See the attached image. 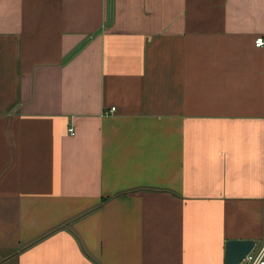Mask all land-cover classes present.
I'll use <instances>...</instances> for the list:
<instances>
[{"label":"crops","instance_id":"0c3cea01","mask_svg":"<svg viewBox=\"0 0 264 264\" xmlns=\"http://www.w3.org/2000/svg\"><path fill=\"white\" fill-rule=\"evenodd\" d=\"M260 37L264 0H0V264L262 248Z\"/></svg>","mask_w":264,"mask_h":264},{"label":"water","instance_id":"95a60500","mask_svg":"<svg viewBox=\"0 0 264 264\" xmlns=\"http://www.w3.org/2000/svg\"><path fill=\"white\" fill-rule=\"evenodd\" d=\"M256 247L253 240H229L226 243V264H242Z\"/></svg>","mask_w":264,"mask_h":264},{"label":"built area","instance_id":"2783aa9c","mask_svg":"<svg viewBox=\"0 0 264 264\" xmlns=\"http://www.w3.org/2000/svg\"><path fill=\"white\" fill-rule=\"evenodd\" d=\"M255 46L257 48H263L264 38H257L255 41ZM69 132L72 133L74 130L70 129ZM242 264H264V246L259 250L254 249L251 253H249L246 260Z\"/></svg>","mask_w":264,"mask_h":264}]
</instances>
